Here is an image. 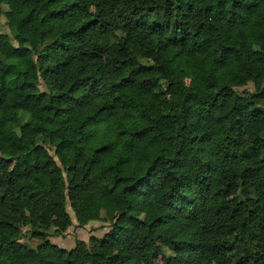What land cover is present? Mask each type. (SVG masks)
<instances>
[{"label": "trees", "instance_id": "1", "mask_svg": "<svg viewBox=\"0 0 264 264\" xmlns=\"http://www.w3.org/2000/svg\"><path fill=\"white\" fill-rule=\"evenodd\" d=\"M1 16L0 264H264V0ZM67 204L110 229L58 246Z\"/></svg>", "mask_w": 264, "mask_h": 264}, {"label": "rangeland", "instance_id": "2", "mask_svg": "<svg viewBox=\"0 0 264 264\" xmlns=\"http://www.w3.org/2000/svg\"><path fill=\"white\" fill-rule=\"evenodd\" d=\"M0 32H5L9 34L12 38V34L10 28L7 24V21L4 16L0 17ZM12 42L15 44L14 39L12 38ZM40 88L44 89V82L41 80ZM240 93L250 92L253 89V84L248 83L245 86L236 88ZM53 153V151H51ZM56 160L59 162L58 158L55 157ZM67 210L72 217V225L66 230V232L61 236H55L53 231H49V238L50 240L57 244L58 246L64 247L66 249H70L74 246L76 240L81 239L84 241H88L91 235H95L97 237H102L109 229L110 224L107 221H91L85 225H79L74 218V214L67 204ZM24 236L22 237L21 241L25 242L31 246H35L38 243L36 238H32L29 236L27 228L23 229ZM166 253H169L168 250H165ZM157 264H162L160 260L157 261Z\"/></svg>", "mask_w": 264, "mask_h": 264}]
</instances>
